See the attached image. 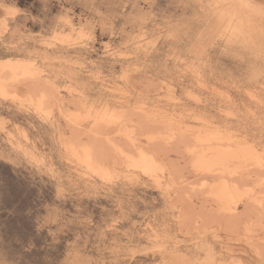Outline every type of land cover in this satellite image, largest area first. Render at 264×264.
I'll return each instance as SVG.
<instances>
[{
  "label": "rangeland",
  "instance_id": "1",
  "mask_svg": "<svg viewBox=\"0 0 264 264\" xmlns=\"http://www.w3.org/2000/svg\"><path fill=\"white\" fill-rule=\"evenodd\" d=\"M153 9L159 19L148 26L149 40L153 29L159 33L165 26V18L169 25L178 21V14L165 11L168 0H158ZM131 11L124 7L117 10L110 0H51L47 6L41 0H0V82L6 84L8 95L24 97L44 90L42 83L27 75L29 64L40 65L45 79H55L63 69L59 97L53 101L57 105L53 110L55 128L35 111L0 99V119L10 125L7 132H0V253L14 261L31 244L32 250L24 252L28 264H41L44 258L61 264L77 241H82V255L96 259L98 249L116 240L127 245L129 264H159L161 257L150 239L158 233L166 235L162 241L171 243L181 259L204 260L208 252L203 249L209 248L218 262L258 264L260 257L249 241L259 246L264 240L259 205L253 202L261 197L264 170L253 165L249 145L261 150L258 125L264 77L253 80L234 58L221 55L220 49L211 53L212 61L199 76L178 70L180 62L193 59L187 56L180 36L171 44L161 41L147 63L143 56L139 60L127 55L106 57L103 47L111 33L101 39L103 27H97L95 50L87 53V59L103 62L106 79L95 81L86 73L64 78L75 69L71 61L81 52L67 43L75 39L72 27L89 21L103 23L102 18L115 16L110 22L120 28L123 19L117 12ZM61 14L71 18V26L53 23ZM230 24H225V29ZM34 34L48 40L27 41L29 53L39 52V58H30L18 48L23 37ZM172 53L179 60H166ZM125 70L130 74L126 98L118 91L125 82L117 79ZM85 102L88 108L103 107L126 116L119 125H100L81 138L91 149L93 163L118 169H128L129 162L139 163L141 166L131 171L144 175L145 170L151 171L166 160L167 173L160 172L159 180L165 189L170 181L175 184L167 204L178 210L160 214L166 207L165 195L154 181H145L133 190L134 211H129L115 230L108 227L112 216L119 215L111 194L85 195L77 185L79 178L88 177L80 175L86 166L70 157L71 149L59 142L58 130L69 124L65 117L83 114ZM137 104L146 105V111H131ZM93 123L85 121L82 127L87 132ZM130 130L135 131L131 138ZM172 132L176 134L173 140H161ZM218 149L243 151L245 156L215 171L194 166L199 155ZM61 185L65 186L63 193ZM222 185L227 186L229 195L222 194ZM235 189L251 190L252 200L232 203ZM112 192L128 201L120 188L114 187ZM250 225L255 226L253 233L248 230ZM102 229L107 231L101 236Z\"/></svg>",
  "mask_w": 264,
  "mask_h": 264
},
{
  "label": "snow or ice",
  "instance_id": "2",
  "mask_svg": "<svg viewBox=\"0 0 264 264\" xmlns=\"http://www.w3.org/2000/svg\"><path fill=\"white\" fill-rule=\"evenodd\" d=\"M216 6L209 4V7ZM117 10L120 7L131 8V13L125 12L121 14L123 19V26L117 28L111 24V19L113 17L104 18L103 24L105 30L109 31L112 35L109 43L104 45L103 52L106 57H116V56H130L135 57L137 60L141 56L144 57L145 62L151 59V54L158 51V46L161 41H165L168 44L176 42L179 39L178 29L172 27L171 25H165L157 33L156 29H153L152 38L149 40L146 37L147 29L149 24L154 23L153 13L154 9L149 5H143L142 10H137L134 8L132 3L120 4L115 6ZM59 21H62L64 25L71 26V18L64 14L58 18ZM53 23L57 24V18H54ZM95 26L94 21H89L86 24H80L72 27V33L75 36L74 40H68L67 43L69 46H76L81 50L80 55L72 60L71 63L75 64L76 67L72 71H69L64 77L65 79L69 78H79L81 74L86 73L88 77L95 81H104L106 78L103 76V62L99 59L96 62L89 61L87 59V52L85 49L88 47V43L93 38V28ZM226 29H222L218 32L210 33L201 43L193 49L187 51V56L192 57L191 63L186 59L183 62H180L178 65V70H186L191 72L194 76H199L201 72L207 67V60L205 59L206 54L210 47H213L217 40L225 39ZM30 39H33L37 42L48 43V40H45L44 37H41L40 34L30 35ZM49 39H55L51 37ZM230 39V38H229ZM35 55L39 58V52H33L29 54V57ZM261 56L264 57V48L261 50ZM176 59L174 53L166 57V60ZM145 63V66H146ZM28 67L30 71L28 76L33 81H38L42 83L44 90L37 94H29L24 97H19L15 95H8L7 90L5 89L3 83H0V99L4 101H10L14 105L19 106L21 109L27 108L29 111H35V113L40 117L41 120L45 121L48 124H51L55 128V117H54V108L57 106L56 101L59 97L60 89L58 88V83L60 82V76L63 75V69L57 73L56 78L45 79V72L42 67L36 63L29 64ZM139 71V69H137ZM264 77V74H262ZM130 74L127 70L123 71L117 79L119 81L125 82V87L118 89L121 96L127 97L129 95V90L127 82L129 81ZM203 79V77H200ZM203 87V85H201ZM103 104V100L100 101ZM133 112L146 111V105L137 104V106L132 109ZM261 112L262 115L259 120V129L261 134V150L257 151L254 145H249V152L251 156V161L254 166L260 167L264 170V99L261 101ZM63 115V113H62ZM232 115V113H229ZM251 115V114H249ZM68 121L67 129H59L60 135V144L64 148H70L71 151L68 155L72 158L78 160L82 165L86 166V170L81 172V176H89L90 179L94 178V181L89 184L86 190H82L85 195H109L114 200L116 209L119 210V215H113L111 218V224L109 228L115 230L116 225L122 219H126L128 212L132 210L130 208V201H125L124 198L116 196L112 192V189L117 185L129 186L136 181V177L132 174L131 171L127 173H122L118 168L105 165L103 162L93 163V158L91 155V149L82 143V137L85 135L93 134L98 126L100 125H119L126 118L125 112L113 111L107 108L100 107L98 109L88 108L87 102H85V108L83 114L75 113L69 114L65 117ZM87 121L88 123H93L92 129L85 131V128L82 127V124ZM10 126L8 121L0 119V132H7V127ZM67 133V134H66ZM135 134L134 130H130V138ZM175 132L161 137L165 143L170 142L175 138ZM149 141L153 137H148ZM135 142V141H134ZM79 145V148H77ZM141 165L139 163L129 162L127 168L131 170L132 168H138ZM194 166H198L195 164ZM147 175H151L153 181L161 187L162 193L165 195L166 209L167 210H178L174 206L167 204L169 200V193L172 188L175 187L171 181L169 182V187L165 189L159 180V173L165 171V168L162 165H155L154 168L149 171L145 170ZM90 174V175H89ZM98 181V182H97ZM75 186V185H73ZM64 185H61L59 191L63 193ZM261 197L258 201H253L258 203L260 209V223L259 228L261 230L260 234L264 236V181H261L260 184ZM253 194L251 190L240 191L235 189L233 191L232 203H242L252 200ZM114 209V211L116 210ZM228 211H231V205H229ZM255 226H248L250 233L254 232ZM104 231L107 229L101 230V236ZM166 235L162 237L160 234H154L150 237L154 247L153 250L162 251L165 247L161 243L162 239H166ZM115 243V241L113 242ZM250 246L253 247L255 253L260 257L258 264H264V240L260 241L259 246L253 241H249ZM114 252L119 253V249H113ZM179 264H215L214 254L209 251L206 258L202 261L192 262V261H180Z\"/></svg>",
  "mask_w": 264,
  "mask_h": 264
},
{
  "label": "clouds",
  "instance_id": "3",
  "mask_svg": "<svg viewBox=\"0 0 264 264\" xmlns=\"http://www.w3.org/2000/svg\"><path fill=\"white\" fill-rule=\"evenodd\" d=\"M50 2L51 0H41V3L45 6ZM69 2L74 3L75 0H69ZM110 2L114 6L132 3L134 8L142 10L143 5H149L153 8L158 0H110ZM210 3L216 6L209 7ZM168 10L178 14L177 25L171 26L180 29L179 34L186 53L189 49L198 46L210 33L225 29L224 25L231 21V24L225 31V39L217 40L215 45L209 48L205 57L207 65L213 59L211 53L216 49H220L221 55H228L234 58L240 66H242V70L249 72L250 78L254 80L257 77H262V74H264V57L261 56V50L264 48V0H168V9L165 11L167 12ZM70 11L71 9H69V13ZM117 15H121V13L117 12ZM58 18L57 25L63 24ZM115 18L116 17L113 16V19ZM152 18L154 23L159 19L155 12ZM173 19H176V16H173ZM103 20L104 18H102V21ZM163 22L165 25H169L167 18H165ZM97 27H103L101 39L104 36H108L110 33L105 30L103 23L95 22L93 38L85 49L87 53L95 50V44L97 43L95 29ZM110 39H112V35ZM29 40L35 41L30 39V35L21 39L18 48L22 54H30L27 44ZM257 61H259V63H257ZM262 87H264V85H262ZM157 159L159 160L160 157L157 156ZM161 165L165 168L164 172L167 173V161L161 160ZM119 170L122 173L131 171L124 168H120ZM132 174L136 177L135 183L129 186H116L120 188L127 200L130 201V208L132 209L130 211H134L131 207L133 202V190L145 184V181L149 183L153 181V178L148 177L147 174L142 175L139 171L135 173L132 172ZM93 181L94 178L90 179L89 176L86 178L82 177L79 178V184L77 186H81L82 190H86ZM166 212L167 209L165 207L161 210L160 214H165ZM114 241L115 243H113ZM114 241L106 243L102 248L98 249L99 255L96 259L82 255V249L79 247L82 241H77L73 246V251L69 253L68 258L64 259L61 264H129L125 256L127 245L120 244L116 240ZM161 243L164 244L165 247L162 251L156 250L161 257L159 259V264H179L180 261H202L178 258L176 250L171 243H164V241H161ZM33 247V245L29 244L14 261L7 260L3 253H0V264H28L24 252H30ZM113 249H119L120 251L116 253ZM203 251L209 252L211 249L205 248ZM214 260L215 264H254V262L250 261L232 260L218 262L215 258ZM41 264H57V262L44 258Z\"/></svg>",
  "mask_w": 264,
  "mask_h": 264
},
{
  "label": "bare ground",
  "instance_id": "4",
  "mask_svg": "<svg viewBox=\"0 0 264 264\" xmlns=\"http://www.w3.org/2000/svg\"><path fill=\"white\" fill-rule=\"evenodd\" d=\"M13 68L12 65L6 64L5 67ZM8 70V69H7ZM3 83V82H0ZM5 89L7 90L6 84L3 83ZM243 151H226L222 149L214 150L210 155H199L197 157L196 164L198 162L197 168H201L206 171H215L218 167L231 161L241 160L245 154ZM222 191L224 195H229L228 188L226 185H222Z\"/></svg>",
  "mask_w": 264,
  "mask_h": 264
}]
</instances>
